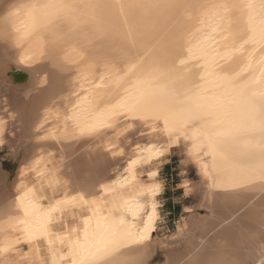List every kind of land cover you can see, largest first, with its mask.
<instances>
[{
    "label": "bare ground",
    "instance_id": "obj_1",
    "mask_svg": "<svg viewBox=\"0 0 264 264\" xmlns=\"http://www.w3.org/2000/svg\"><path fill=\"white\" fill-rule=\"evenodd\" d=\"M41 2L44 0H0V88L4 89L2 103L6 108L0 113V148L6 143L9 125L18 130L15 140L9 142L12 163L8 169L0 168V264H70L68 247L58 237L71 232L82 238L85 220L93 211L90 204L72 202L71 198L77 192L84 193L86 198L99 196L101 183L126 176L125 168L132 155L130 149L136 142L142 145L165 142L159 131L151 132L150 126L138 121H122L115 129L65 139L73 135L72 124L66 121L68 110L76 100L72 93L79 91L82 83L85 88L91 86L81 79L78 69L92 65L91 84H100L104 76V87L97 91L117 90L120 94L134 88L137 79L153 65L180 78L177 86L202 71L194 62L181 63L187 59L188 30L200 27L193 9L125 7L121 10L116 6L163 4L164 0H97L111 7L98 11L88 20L77 21L72 16L55 18L51 21L55 37L45 33L46 42L41 51L36 43L21 41L20 33L15 30L20 19L26 18L23 6ZM214 2L258 4L260 0ZM17 8L20 16H12ZM249 12L244 8L224 14L225 25L228 20L234 22L237 47L252 34ZM197 35L201 38L211 35V27H203ZM26 56L30 58L26 60ZM250 56L252 67L242 78L254 77L261 81L252 88L259 100L264 94V75L259 67L264 56L258 51L253 54V45L245 44L243 52H236L225 70L230 74L243 72ZM125 128L128 130L123 131ZM120 149L124 154L113 156ZM173 149L184 152L185 162L196 171L200 186L196 189L199 191L196 207L205 211L206 216H192L185 224L187 231L178 235L181 237L176 239L178 244L163 245L158 250L159 245L151 240L160 219L158 210L159 218L148 239L121 249L110 258L112 264H264V180L247 170L258 164L255 157L259 146L242 142L236 166L226 169L225 185L215 189L209 187V178L196 158L189 155L183 141L172 145L165 156ZM165 156L138 166L137 173L157 171V162ZM138 180L143 182L141 175ZM153 182L159 183L156 180L150 183ZM29 189L35 191L42 205L62 198L69 202L62 205L56 223L51 226L54 233L51 245L40 239L31 243L22 240L9 247L16 237L23 236L20 221L24 215L18 197ZM118 193L124 200L141 203L149 200L139 197L134 187L118 188ZM148 211L150 207L135 219L137 228L142 227ZM123 218L128 223L133 221L130 213H124ZM158 252L160 262L154 263Z\"/></svg>",
    "mask_w": 264,
    "mask_h": 264
},
{
    "label": "snow or ice",
    "instance_id": "obj_2",
    "mask_svg": "<svg viewBox=\"0 0 264 264\" xmlns=\"http://www.w3.org/2000/svg\"><path fill=\"white\" fill-rule=\"evenodd\" d=\"M26 18L20 19L15 30L20 33L21 41L36 43L41 51L45 44V33L55 37L51 21L61 16H72L77 21L93 19L96 13L111 7L97 0H44V2L25 5ZM127 8L166 10L193 9L200 27L189 29L186 44L187 59L202 71L193 79H184L177 86L178 77L168 74L157 65L149 67L137 79L136 86L126 89L123 94L117 90L97 91L103 88L104 76L100 84H91L92 65L78 69V75L91 86L73 92L75 102L68 110L66 121L73 127V135L65 139L80 136H92L103 130L115 129L122 121H138L150 126L151 132L159 131L165 142L155 144L136 142L125 168L126 176L116 178L99 186V196L85 197L82 192L71 198L72 202L90 204L92 216L85 220L83 237L71 232L58 237L60 243L67 245L70 264H112L111 257L120 253L129 245L147 240L159 218L156 195L162 191L159 183L144 184L138 180L141 173L136 169L142 164H149L168 152L174 144L182 141L186 144L189 155L196 158L204 175L210 180V188L225 185V172L230 166H236L241 143L258 145L260 148L258 164L247 170L250 175L264 180V94L257 100V93L252 88L261 81L256 78L244 80L243 74L252 67L249 64L243 72L229 73L225 66L236 52H243L245 44L253 45V54L264 56V0L256 3H216L214 0H164V3H129L120 4ZM247 8L251 36L243 44L236 46L237 33L233 30V21L225 25V13L231 10ZM257 12L260 19L257 20ZM12 16L19 17V8ZM7 19V17H5ZM211 27V35L199 37L203 27ZM26 56L25 59H29ZM264 75V62L260 65ZM157 125L159 128H157ZM128 127H131L129 124ZM125 128L123 131H127ZM143 135V133H140ZM259 138L258 140L256 138ZM123 155V149L115 155ZM36 163H39L37 161ZM157 176L156 171L148 173V178ZM134 187L139 197H148L147 203L139 200H124L119 196L118 188ZM112 199H105L106 196ZM24 219L23 236L16 237L9 247L26 240L29 243L44 239L51 245L54 233L51 226L56 223L57 214L67 198L42 205L36 198L35 191L29 189L18 197ZM122 201V203H121ZM150 207L142 227L137 228L135 219ZM130 213L133 221L128 223L123 214ZM11 230V229H10ZM8 250L7 248L5 249ZM55 254V253H53Z\"/></svg>",
    "mask_w": 264,
    "mask_h": 264
},
{
    "label": "rangeland",
    "instance_id": "obj_3",
    "mask_svg": "<svg viewBox=\"0 0 264 264\" xmlns=\"http://www.w3.org/2000/svg\"><path fill=\"white\" fill-rule=\"evenodd\" d=\"M3 90L0 88V113L6 111L5 103H2L5 99ZM11 120L7 119L9 122ZM15 131L18 132L14 126L9 125L6 143L0 148V168L8 169L12 163L9 142L15 140ZM167 156L157 162L155 179L148 178L147 170H143V174L141 173L144 184L156 180L162 185V191L157 197V202L160 205L158 207L160 219L157 229L151 237L152 242L159 245L158 250L163 245V247L176 246L181 238L178 235L187 231L185 224L191 220L192 216L196 214L201 217L206 216L205 211L198 210L196 207L199 194L196 189L200 187L198 185L199 180L193 166L185 162L184 152L173 149ZM158 254L159 252L154 257V263L160 262V255Z\"/></svg>",
    "mask_w": 264,
    "mask_h": 264
}]
</instances>
